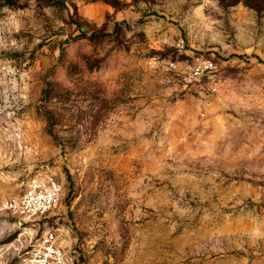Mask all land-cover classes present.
Segmentation results:
<instances>
[{
  "label": "rangeland",
  "instance_id": "1",
  "mask_svg": "<svg viewBox=\"0 0 264 264\" xmlns=\"http://www.w3.org/2000/svg\"><path fill=\"white\" fill-rule=\"evenodd\" d=\"M234 1L0 0V204L63 184L45 216L0 212V238L52 229L75 264H264V12ZM51 81L71 99L44 101Z\"/></svg>",
  "mask_w": 264,
  "mask_h": 264
},
{
  "label": "built area",
  "instance_id": "2",
  "mask_svg": "<svg viewBox=\"0 0 264 264\" xmlns=\"http://www.w3.org/2000/svg\"><path fill=\"white\" fill-rule=\"evenodd\" d=\"M214 68L212 60L199 59L188 65V72L192 79L200 80ZM62 193L63 184L53 174L36 175L28 180L21 193L2 200L0 212L20 218L21 224V220L45 216ZM0 264H75V260L59 243L57 233L49 229L34 242L22 237L0 238Z\"/></svg>",
  "mask_w": 264,
  "mask_h": 264
},
{
  "label": "trees",
  "instance_id": "3",
  "mask_svg": "<svg viewBox=\"0 0 264 264\" xmlns=\"http://www.w3.org/2000/svg\"><path fill=\"white\" fill-rule=\"evenodd\" d=\"M8 3L10 5H16L18 2L17 0H7ZM44 1V0H43ZM48 2L45 3H57L59 2V0H45ZM243 1V3L248 6L251 7L253 9H255L258 12H264V0H240ZM239 0H235L234 2H232L229 5H234L236 3H238ZM1 5V4H0ZM120 28V24H116L114 32L116 36V39H119L120 37L118 36V34L121 32ZM112 32H102V33H97L94 32L92 35L88 36L87 34H85V32L83 33V35L81 37L84 38H88L90 40L92 39H99V38H103L106 36L111 35ZM260 59V58H259ZM260 61H263L260 59ZM78 63H72L69 67H68V74H70L71 78L73 75H75L78 71ZM72 92H74L70 87H64L61 83L59 82H49L48 86L45 88L44 92H43V100L47 101V102H58L61 101L63 104L66 103L68 100L71 99L72 96ZM40 113L45 117L46 122H47V126H48V131L49 134L51 136H53V138L59 142L58 139H56V135L54 133L55 130V126L57 123L59 122H64L65 120V114L57 107H53V108H45L44 110H41Z\"/></svg>",
  "mask_w": 264,
  "mask_h": 264
}]
</instances>
